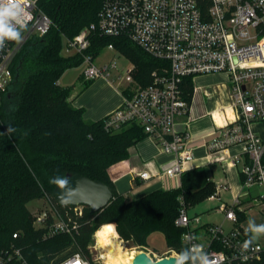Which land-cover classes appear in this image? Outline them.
<instances>
[{"label": "built area", "instance_id": "2783aa9c", "mask_svg": "<svg viewBox=\"0 0 264 264\" xmlns=\"http://www.w3.org/2000/svg\"><path fill=\"white\" fill-rule=\"evenodd\" d=\"M21 9L22 39L19 42L6 40L0 47V107L13 83L12 63L22 43L30 34L46 35L53 26L52 19L38 10L37 0H21ZM97 32L103 36L126 37L150 56L169 64L154 71L152 82L147 86L137 85L132 75L134 68L119 76L121 84L127 83L124 99L122 105L105 118L107 130L132 122L140 124L148 137L175 157L165 174L180 178L186 165L195 158L191 135L178 122L179 117L189 115L192 104L184 98L183 81L191 76L195 85L197 76L224 74L231 86L236 116L233 121L225 119L222 126L216 127L207 147L212 152H227L233 146L243 145L249 161L243 168L245 180L241 191L248 194L255 185L264 187V137L253 127L255 123L264 127V0H103L97 23L73 39H67L64 47V54L83 57L84 75L89 81L109 78L112 70L117 69L115 63L97 66L94 57L87 53L91 36ZM205 95L209 97L207 91ZM221 161L229 170L236 166L239 157L226 156ZM140 177L146 180L150 175L144 172ZM209 181L212 180L209 178ZM212 182L215 191L208 200L219 202L217 210L234 228L227 232L222 225H208L200 235L201 218L192 216L184 198L180 197L176 224L184 229V244L188 249L199 246L208 264L261 261L263 244L253 242L248 249L242 247L247 239L238 216L241 196L227 204L221 194L230 188L228 183ZM260 198L264 200V192ZM84 208L77 206L74 211L81 216ZM38 221L40 227L46 226L50 216L46 213ZM77 229L76 223H69L54 210L47 235H73ZM77 256L82 264H92L80 253L55 264H68ZM14 257L23 259L20 249L12 254L0 253V264Z\"/></svg>", "mask_w": 264, "mask_h": 264}, {"label": "trees", "instance_id": "16d2710c", "mask_svg": "<svg viewBox=\"0 0 264 264\" xmlns=\"http://www.w3.org/2000/svg\"><path fill=\"white\" fill-rule=\"evenodd\" d=\"M102 6L103 0H37L38 10L52 19L53 26L42 37L30 34L13 60L14 80L0 107V253L12 254L18 248L23 259L14 257L3 264H55L81 252L83 242L106 224L115 225L116 235L136 246L146 247L152 234L162 233L167 248L180 253L188 248L182 240L184 229L176 224L179 198L194 207L215 191L207 168L185 171L177 189L156 190L137 200L116 190L109 168L127 160L130 148L148 134L135 122L107 130L105 119L86 120L85 111L70 101L72 89L59 85L67 70L84 62L81 55L64 54L66 40L97 23ZM110 45L132 60L133 78L142 86L152 82L154 71L169 65L126 37L98 32L91 36L87 53L95 59ZM182 90L191 104L195 90L191 76L184 79ZM77 174L108 185L114 194L111 203L96 213L85 206L81 216L74 206L59 205L53 197L56 181ZM42 198L51 202L59 217L76 223L75 240L69 234L47 235L53 217L46 226L33 227L27 206ZM238 216L241 221L244 215L238 211ZM245 264H264V257Z\"/></svg>", "mask_w": 264, "mask_h": 264}, {"label": "crops", "instance_id": "0c3cea01", "mask_svg": "<svg viewBox=\"0 0 264 264\" xmlns=\"http://www.w3.org/2000/svg\"><path fill=\"white\" fill-rule=\"evenodd\" d=\"M67 70L59 85L72 89L70 101L72 104L85 111V118L88 121H100L116 111L123 103L125 88L116 79L111 77H100L94 80H87L84 71L78 77L70 78ZM208 79H214L215 85L219 88L220 100L217 107L209 101L205 91L210 83ZM198 80V81H197ZM196 92L194 93L191 111L189 115L179 117L178 122L182 129L190 133L192 145L195 148V158L186 165V170L195 168H207L209 178L214 182L225 181L229 189L221 194L222 201L231 204L236 196H241L240 212L243 218L240 226L246 239L249 220L256 225H264V200L260 197L264 192L261 185L253 186L248 194L242 193V185L245 180L243 168L249 161L243 145H236L227 152L211 151L208 147V139L217 126H222L225 119L233 121L236 113L232 106L231 86L226 75H202L197 76L195 81ZM229 113L231 115L229 116ZM258 135L264 137V127L260 123L253 125ZM238 156L239 161L234 168L226 170L221 161L224 157ZM175 162V157L165 153L162 148L150 137L143 139L130 148L129 158L111 166L108 170L109 176L116 186L119 194L129 200L140 199L156 190H172L181 186V177H169L165 171ZM264 163V159H263ZM148 173L149 179H142L141 173ZM207 204H205L206 202ZM204 202L194 206H200L191 211L192 216L201 218L202 228L199 234L202 235L208 225H222L225 231L230 232L234 228L231 221L225 219L224 215L217 210L219 202L206 199ZM204 203V204H203ZM258 207L260 211H253ZM256 210V209H255ZM254 242L264 245V235H260Z\"/></svg>", "mask_w": 264, "mask_h": 264}, {"label": "rangeland", "instance_id": "374dc122", "mask_svg": "<svg viewBox=\"0 0 264 264\" xmlns=\"http://www.w3.org/2000/svg\"><path fill=\"white\" fill-rule=\"evenodd\" d=\"M94 63L97 66H103L106 64L115 63L117 66V69L112 70L111 79L115 78L116 82L120 75H123L131 68H135L134 63L127 55H125L124 53H122L116 48H109L108 46L105 47L95 57ZM85 68H86V64L85 62H83L81 65L69 69V72L67 75H70L69 76L70 78L78 77L85 70ZM195 81H196V78H195ZM214 81H215L214 79H208V83H210V86L207 87L206 91L210 95L208 100L213 103L214 107H217L216 103L218 100L221 99V97H218L220 92H219V88L215 85ZM136 83L137 85L142 86L138 82ZM122 84L124 85H122L121 87L124 88V86L127 83H122ZM205 204H207V202ZM200 206L191 207V211L196 210ZM27 207L32 213V216H33L32 224H33V227H35L36 229L40 227L38 219L42 215L47 213L50 217H53V214H54V207L47 198H42V199H37L35 201H32L28 204ZM255 209L253 211H257L259 208L255 207ZM106 225H113V224H106ZM96 233L93 234L91 237H89L86 240V242H83L84 243L83 245L85 246L81 248V252L79 253H81L82 256L86 257V259H88L92 264H105V261H104L105 259L103 258L105 253L103 252V249L99 247L98 245ZM69 237L75 240L77 236L73 234V235H69ZM118 239H120L123 242L124 247L127 248L130 252H135V254L137 252H142V251L147 252L154 260L165 257V255L170 256V255H173L174 253H177L167 248L165 237L162 233L152 234L148 239V245L146 247L133 245L131 242H127L121 239L120 236H118ZM78 242L79 241H75L77 245H78Z\"/></svg>", "mask_w": 264, "mask_h": 264}, {"label": "clouds", "instance_id": "9594fccd", "mask_svg": "<svg viewBox=\"0 0 264 264\" xmlns=\"http://www.w3.org/2000/svg\"><path fill=\"white\" fill-rule=\"evenodd\" d=\"M21 0H0V47L4 46L6 40L19 42L21 37L20 29L23 25L20 24L21 16ZM19 25V28L16 26ZM58 184H63L64 181H56ZM246 234L250 233L249 239L243 243V248L248 247L264 235V225H256L249 220L248 228L245 230ZM109 233L115 235V225L101 226L96 233L98 237L104 238ZM174 264H208L206 256L202 253L199 246H193L191 249H184L180 253H174ZM68 264H82L79 256L74 261H69Z\"/></svg>", "mask_w": 264, "mask_h": 264}, {"label": "water", "instance_id": "95a60500", "mask_svg": "<svg viewBox=\"0 0 264 264\" xmlns=\"http://www.w3.org/2000/svg\"><path fill=\"white\" fill-rule=\"evenodd\" d=\"M53 197L61 206H87L92 213H96L111 203L114 194L105 183L77 174L68 177L62 185H57ZM133 264H174V256L154 260L142 251L135 254Z\"/></svg>", "mask_w": 264, "mask_h": 264}, {"label": "bare ground", "instance_id": "6f19581e", "mask_svg": "<svg viewBox=\"0 0 264 264\" xmlns=\"http://www.w3.org/2000/svg\"><path fill=\"white\" fill-rule=\"evenodd\" d=\"M231 113H229V116ZM101 229V228H100ZM98 245L103 249L105 255V264H133L135 252H130L124 247L123 242L118 236L109 233L106 237L101 238L96 235Z\"/></svg>", "mask_w": 264, "mask_h": 264}]
</instances>
